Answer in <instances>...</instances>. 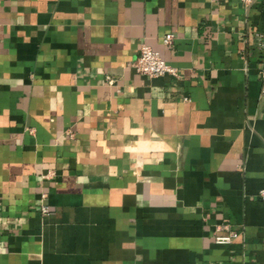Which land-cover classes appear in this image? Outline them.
<instances>
[{
    "label": "crops",
    "instance_id": "1",
    "mask_svg": "<svg viewBox=\"0 0 264 264\" xmlns=\"http://www.w3.org/2000/svg\"><path fill=\"white\" fill-rule=\"evenodd\" d=\"M256 30L264 0H0V264H264Z\"/></svg>",
    "mask_w": 264,
    "mask_h": 264
},
{
    "label": "built area",
    "instance_id": "2",
    "mask_svg": "<svg viewBox=\"0 0 264 264\" xmlns=\"http://www.w3.org/2000/svg\"><path fill=\"white\" fill-rule=\"evenodd\" d=\"M244 5L253 3L254 0H240ZM256 48L260 54L261 65L259 74L261 77V91L264 93V31L256 30L253 33ZM173 34L166 33L163 36L162 42L169 45L172 42ZM133 69L140 74L149 77H158L162 75H171L176 77L178 75L177 68L167 63L158 53L149 45L142 43L139 47V54L136 59L131 63ZM43 214L48 213V208L43 206L41 208ZM225 231L226 234H220ZM238 238V234L228 229V224H220L215 226L213 234V242L216 245H230Z\"/></svg>",
    "mask_w": 264,
    "mask_h": 264
}]
</instances>
